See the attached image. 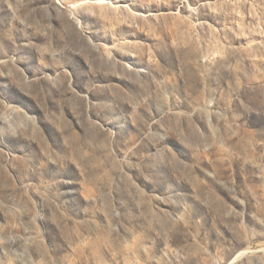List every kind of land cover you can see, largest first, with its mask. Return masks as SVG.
I'll list each match as a JSON object with an SVG mask.
<instances>
[{"label":"rangeland","instance_id":"374dc122","mask_svg":"<svg viewBox=\"0 0 264 264\" xmlns=\"http://www.w3.org/2000/svg\"><path fill=\"white\" fill-rule=\"evenodd\" d=\"M0 264H264V0H0Z\"/></svg>","mask_w":264,"mask_h":264}]
</instances>
